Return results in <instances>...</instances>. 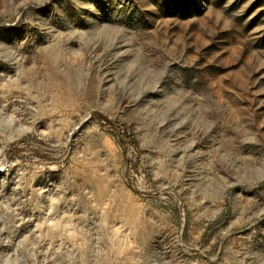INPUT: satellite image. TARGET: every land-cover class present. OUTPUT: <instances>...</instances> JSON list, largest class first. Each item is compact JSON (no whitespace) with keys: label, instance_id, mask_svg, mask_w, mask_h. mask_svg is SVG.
Wrapping results in <instances>:
<instances>
[{"label":"rangeland","instance_id":"1","mask_svg":"<svg viewBox=\"0 0 264 264\" xmlns=\"http://www.w3.org/2000/svg\"><path fill=\"white\" fill-rule=\"evenodd\" d=\"M0 264H264V0H0Z\"/></svg>","mask_w":264,"mask_h":264},{"label":"trees","instance_id":"2","mask_svg":"<svg viewBox=\"0 0 264 264\" xmlns=\"http://www.w3.org/2000/svg\"><path fill=\"white\" fill-rule=\"evenodd\" d=\"M107 123H108V125H109L110 129H111V130H113V129H112V127H111V124H110L108 121H107Z\"/></svg>","mask_w":264,"mask_h":264}]
</instances>
